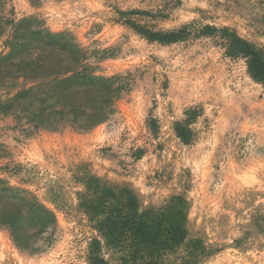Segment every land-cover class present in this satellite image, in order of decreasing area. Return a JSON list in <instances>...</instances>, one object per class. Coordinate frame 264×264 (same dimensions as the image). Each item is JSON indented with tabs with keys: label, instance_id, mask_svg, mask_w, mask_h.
<instances>
[{
	"label": "rangeland",
	"instance_id": "rangeland-1",
	"mask_svg": "<svg viewBox=\"0 0 264 264\" xmlns=\"http://www.w3.org/2000/svg\"><path fill=\"white\" fill-rule=\"evenodd\" d=\"M188 26L226 29L264 56V0H0V54L13 37L62 35L88 73L121 90L89 130H34L16 109L0 112V197L9 188L27 202L19 241L0 229V264H92L95 240L122 264L81 207L94 179L130 190L142 212L183 202L186 238L165 264L193 248L198 264H264V85L219 36L145 33ZM24 84L0 83V103ZM37 206L54 226L30 220Z\"/></svg>",
	"mask_w": 264,
	"mask_h": 264
},
{
	"label": "trees",
	"instance_id": "trees-1",
	"mask_svg": "<svg viewBox=\"0 0 264 264\" xmlns=\"http://www.w3.org/2000/svg\"><path fill=\"white\" fill-rule=\"evenodd\" d=\"M145 33L150 41L162 43L182 41L192 35L219 36L226 54L246 60L249 75L264 85L262 53L226 29L207 26L196 33L188 26L171 33ZM8 47V54H0V83L28 84L0 103L2 114L16 109L14 116L26 119L34 130L59 131L66 127L89 130L113 113L120 88L114 87L113 79L88 73L81 64L84 58L80 50L64 41L62 35L35 31L29 40L13 37ZM5 192L8 196L0 197V229L10 230L18 242L26 230L23 210L27 202L9 188ZM89 192L81 207L106 245L122 253V264H165V257L185 241L186 216L180 199H174L165 210L142 212L136 197L127 188H109L94 179ZM36 208L42 212L34 214L31 221L45 230L55 225L56 217L51 212L40 206ZM196 251L190 249L183 264H198ZM91 259L92 264H108L97 240Z\"/></svg>",
	"mask_w": 264,
	"mask_h": 264
}]
</instances>
